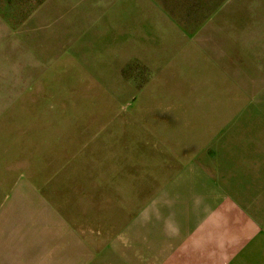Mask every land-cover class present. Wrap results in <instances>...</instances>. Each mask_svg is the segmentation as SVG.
<instances>
[{
    "label": "rangeland",
    "instance_id": "obj_1",
    "mask_svg": "<svg viewBox=\"0 0 264 264\" xmlns=\"http://www.w3.org/2000/svg\"><path fill=\"white\" fill-rule=\"evenodd\" d=\"M131 1L0 0V264H146L163 161L224 115L221 73L147 54Z\"/></svg>",
    "mask_w": 264,
    "mask_h": 264
},
{
    "label": "crops",
    "instance_id": "obj_2",
    "mask_svg": "<svg viewBox=\"0 0 264 264\" xmlns=\"http://www.w3.org/2000/svg\"><path fill=\"white\" fill-rule=\"evenodd\" d=\"M130 3L132 16L143 11L147 54L194 56L225 85L224 115H199L162 163L166 186L142 231L146 264H264V0Z\"/></svg>",
    "mask_w": 264,
    "mask_h": 264
}]
</instances>
